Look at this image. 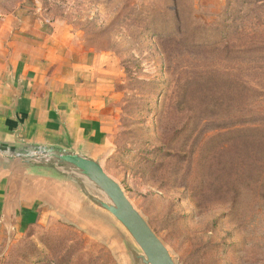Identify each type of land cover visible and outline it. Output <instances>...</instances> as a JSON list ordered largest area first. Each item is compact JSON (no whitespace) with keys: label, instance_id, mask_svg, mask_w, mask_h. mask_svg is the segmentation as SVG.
I'll return each mask as SVG.
<instances>
[{"label":"rangeland","instance_id":"obj_1","mask_svg":"<svg viewBox=\"0 0 264 264\" xmlns=\"http://www.w3.org/2000/svg\"><path fill=\"white\" fill-rule=\"evenodd\" d=\"M0 12L103 55L116 128L99 163L176 264H264V0H0ZM68 178L80 195L58 189L0 243V264H146L105 193Z\"/></svg>","mask_w":264,"mask_h":264},{"label":"crops","instance_id":"obj_2","mask_svg":"<svg viewBox=\"0 0 264 264\" xmlns=\"http://www.w3.org/2000/svg\"><path fill=\"white\" fill-rule=\"evenodd\" d=\"M42 29L0 12V145H52L99 160L116 128L113 102L99 89L105 58L66 30ZM38 171L0 158V243L52 209L58 189L79 194L74 183Z\"/></svg>","mask_w":264,"mask_h":264},{"label":"water","instance_id":"obj_3","mask_svg":"<svg viewBox=\"0 0 264 264\" xmlns=\"http://www.w3.org/2000/svg\"><path fill=\"white\" fill-rule=\"evenodd\" d=\"M17 159L31 170L42 175L66 179L72 172L79 173L111 200L104 204L130 231L144 254L146 264H176L166 244L134 206L121 184L111 177L95 159L83 152L52 145H0V158ZM71 172V173H69ZM65 177V178H64ZM77 188L80 189L81 187ZM98 203V200L94 198Z\"/></svg>","mask_w":264,"mask_h":264},{"label":"trees","instance_id":"obj_4","mask_svg":"<svg viewBox=\"0 0 264 264\" xmlns=\"http://www.w3.org/2000/svg\"><path fill=\"white\" fill-rule=\"evenodd\" d=\"M244 122H245V121H244ZM246 123H250V122L246 121Z\"/></svg>","mask_w":264,"mask_h":264}]
</instances>
